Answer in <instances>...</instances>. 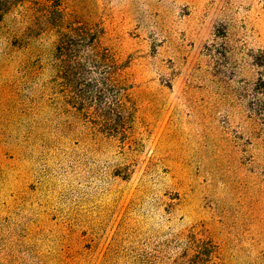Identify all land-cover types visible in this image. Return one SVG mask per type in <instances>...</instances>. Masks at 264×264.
Here are the masks:
<instances>
[{
	"label": "rangeland",
	"instance_id": "1",
	"mask_svg": "<svg viewBox=\"0 0 264 264\" xmlns=\"http://www.w3.org/2000/svg\"><path fill=\"white\" fill-rule=\"evenodd\" d=\"M56 3L126 63V136L55 84ZM263 59L264 0L17 5L0 21V264H264Z\"/></svg>",
	"mask_w": 264,
	"mask_h": 264
},
{
	"label": "trees",
	"instance_id": "2",
	"mask_svg": "<svg viewBox=\"0 0 264 264\" xmlns=\"http://www.w3.org/2000/svg\"><path fill=\"white\" fill-rule=\"evenodd\" d=\"M26 0H0V21ZM60 3L50 10L53 27L59 31L55 47L54 82L64 98L84 110L86 117L110 135L126 136L129 129L130 88L125 75L126 63L105 44L106 29L100 23L79 22L66 25ZM49 20V19H48ZM66 25L69 31L62 28ZM264 67V59L257 63ZM255 96L248 102V118L264 134V72L254 87ZM94 106L95 110L90 108Z\"/></svg>",
	"mask_w": 264,
	"mask_h": 264
}]
</instances>
